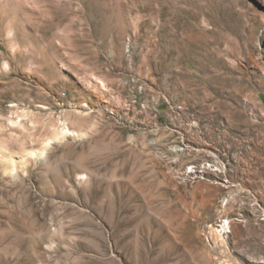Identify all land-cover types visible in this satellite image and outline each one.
Masks as SVG:
<instances>
[{"label":"rangeland","instance_id":"1","mask_svg":"<svg viewBox=\"0 0 264 264\" xmlns=\"http://www.w3.org/2000/svg\"><path fill=\"white\" fill-rule=\"evenodd\" d=\"M0 264H264V0H0Z\"/></svg>","mask_w":264,"mask_h":264}]
</instances>
